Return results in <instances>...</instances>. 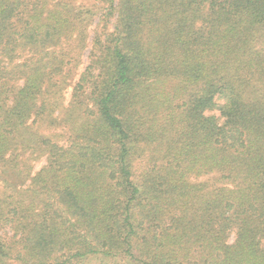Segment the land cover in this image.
<instances>
[{
	"label": "trees",
	"instance_id": "trees-1",
	"mask_svg": "<svg viewBox=\"0 0 264 264\" xmlns=\"http://www.w3.org/2000/svg\"><path fill=\"white\" fill-rule=\"evenodd\" d=\"M95 1L76 78L96 12L0 0V264H264V0Z\"/></svg>",
	"mask_w": 264,
	"mask_h": 264
},
{
	"label": "rangeland",
	"instance_id": "rangeland-1",
	"mask_svg": "<svg viewBox=\"0 0 264 264\" xmlns=\"http://www.w3.org/2000/svg\"><path fill=\"white\" fill-rule=\"evenodd\" d=\"M80 3H84L89 8H91L93 11L96 12L94 21L92 22L91 26H90V33L88 36V44L86 46V48L84 50H82L81 55H80V65L78 67V70L76 72V78L79 77L80 73L87 67V65L90 62V43H91V39L93 38V31L96 28V25L99 26L100 29H102V25L105 24L102 20V12H104L103 10H99L100 8H97L95 3V0H80ZM82 5V4H80ZM114 23H115V18H110L109 21L106 22V32H110V30L113 29L114 27ZM104 26V25H103ZM71 95H72V87H69L67 89V91L65 92V96H64V105L68 104V102L71 99ZM217 114L218 111H216ZM46 163V157H42L39 160H37L34 165H33V173H36L38 170L41 169V167H43ZM235 239V233H232L230 236L229 241L233 242Z\"/></svg>",
	"mask_w": 264,
	"mask_h": 264
}]
</instances>
